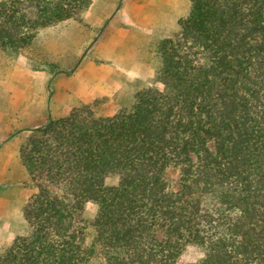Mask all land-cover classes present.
<instances>
[{
  "label": "trees",
  "instance_id": "obj_1",
  "mask_svg": "<svg viewBox=\"0 0 264 264\" xmlns=\"http://www.w3.org/2000/svg\"><path fill=\"white\" fill-rule=\"evenodd\" d=\"M91 4L0 0V51L29 48ZM155 54L163 89L140 90L111 116L79 107L28 129L29 232L0 249V264H89V202L105 264H185L188 245L203 250L193 264H264V0H190Z\"/></svg>",
  "mask_w": 264,
  "mask_h": 264
},
{
  "label": "rangeland",
  "instance_id": "obj_2",
  "mask_svg": "<svg viewBox=\"0 0 264 264\" xmlns=\"http://www.w3.org/2000/svg\"><path fill=\"white\" fill-rule=\"evenodd\" d=\"M89 14L102 18V24L92 25ZM182 17L158 0H92L78 19L41 29L29 48L0 51V61L26 59L30 70L50 74L44 83L39 78L0 83V246L29 230L21 211L34 188L16 156L28 129L58 119L49 117L52 110L67 116L74 108L90 107L98 117L111 116L129 109L140 90L163 89L156 82L160 61L155 45L177 32ZM166 176L169 189L177 190L178 171L169 169ZM118 181L110 176L105 183L113 186ZM97 209L89 202L80 217L84 245L95 247L89 264H105L90 226ZM202 257V249L188 245L182 261L193 264Z\"/></svg>",
  "mask_w": 264,
  "mask_h": 264
},
{
  "label": "crops",
  "instance_id": "obj_3",
  "mask_svg": "<svg viewBox=\"0 0 264 264\" xmlns=\"http://www.w3.org/2000/svg\"><path fill=\"white\" fill-rule=\"evenodd\" d=\"M158 2H160L162 4V6L168 8L170 10H173L174 13L179 17L186 15L188 12L189 6H190V0H158ZM92 7H93V5H92ZM88 20L90 21V23H92V25H100V23L102 24V22H103L102 18L98 19L95 17H91V14L88 15ZM36 39H37V36H36L35 40ZM7 51H9V50H7ZM18 60L19 59H15L12 57V59H10V60H1L0 61V83L1 82H9V81H17V82L25 81V82H28L30 79H36V78L42 79V81L44 83L46 77H50V74L48 72L38 73V72H35L33 70H30L28 68V65L26 64V62L28 60L25 59L24 60L25 63L19 62ZM64 116H65L64 113H62V114L59 113L58 115H56V112L53 110L51 111V114H49V117L58 118V119L63 118ZM30 123L35 124L36 123L35 119L30 120ZM12 147H15V144H13V146H11L10 149ZM19 147H20V145L16 146V156H17L18 160H19ZM8 148H9V146H8ZM21 219H22V222L28 226V224L26 223V221L23 218L22 211H21ZM28 232H29V230L25 234L19 233L17 235H19V236L27 235ZM11 240H12V238L7 240L4 244L9 243ZM4 244H3V246H4Z\"/></svg>",
  "mask_w": 264,
  "mask_h": 264
}]
</instances>
